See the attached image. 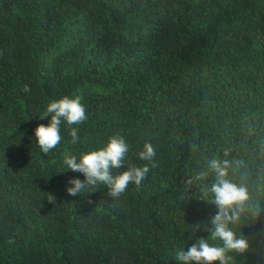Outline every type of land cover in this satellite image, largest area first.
Here are the masks:
<instances>
[{
	"label": "trees",
	"instance_id": "16d2710c",
	"mask_svg": "<svg viewBox=\"0 0 264 264\" xmlns=\"http://www.w3.org/2000/svg\"><path fill=\"white\" fill-rule=\"evenodd\" d=\"M62 96L86 109L79 141L64 125L39 153ZM112 136L130 146L113 175L153 145L147 177L118 199L69 195L84 177L60 172L64 156ZM213 159L264 208V0H0V264H180L197 238L220 245ZM233 228L250 246L230 264H264V215Z\"/></svg>",
	"mask_w": 264,
	"mask_h": 264
},
{
	"label": "clouds",
	"instance_id": "9594fccd",
	"mask_svg": "<svg viewBox=\"0 0 264 264\" xmlns=\"http://www.w3.org/2000/svg\"><path fill=\"white\" fill-rule=\"evenodd\" d=\"M24 90L28 92L29 88L26 86ZM39 118H47L48 123L40 124L34 129V145L39 153L48 154L61 143V128L64 125L69 128L71 142L77 143L79 134L75 125L86 121L88 117L80 97L62 96L49 102ZM129 150L130 146L124 137L112 136L96 150L80 155H65L62 160L63 170L60 172L71 170L84 177L83 180L71 178L66 192L77 196L91 193L103 186L112 199H118L130 184L139 187L150 171L149 164L153 163L156 152L151 143H145L136 154L137 159L145 163L142 166L130 165L123 172L113 175L114 170L125 164ZM208 169L215 175V182L209 193L210 202L217 209L210 219L211 227L208 231L211 239L219 240L221 244L209 243L208 238H197L191 246L176 254L180 264H230L232 256L228 253L243 254L250 246L249 239L245 235H238L233 226H239L250 219L259 221L264 215V208L250 202L248 189L228 179L227 161L210 160ZM206 175L205 172L198 173L189 178L186 185L191 186ZM196 229L199 230V226Z\"/></svg>",
	"mask_w": 264,
	"mask_h": 264
}]
</instances>
